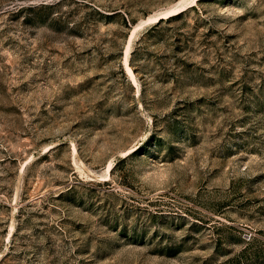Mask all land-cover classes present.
Returning <instances> with one entry per match:
<instances>
[{"label": "rangeland", "instance_id": "rangeland-1", "mask_svg": "<svg viewBox=\"0 0 264 264\" xmlns=\"http://www.w3.org/2000/svg\"><path fill=\"white\" fill-rule=\"evenodd\" d=\"M175 1L0 0V264H264V0L145 23L137 85Z\"/></svg>", "mask_w": 264, "mask_h": 264}, {"label": "bare ground", "instance_id": "bare-ground-1", "mask_svg": "<svg viewBox=\"0 0 264 264\" xmlns=\"http://www.w3.org/2000/svg\"><path fill=\"white\" fill-rule=\"evenodd\" d=\"M194 3H196V0H176L171 6H169L168 8L159 11L157 13L151 14L149 16H147L145 19H140L139 21H137L136 23L132 24L130 31L128 33L127 36V40H126V44L124 47V51H123V62H124V67H125V71L127 72V74L133 79V81L138 85L134 73L131 69V67L128 64V57L131 51V46H132V42L133 39L135 38L138 30L147 22H158L163 18H169L172 15L178 14L181 11L186 10L188 7H190L191 5H193ZM72 151L74 154L77 155L76 152V148L73 145L72 147ZM113 164L110 162L108 163L107 167H106V172L107 174L109 173L110 169L112 168ZM23 171V168H21L20 170V175ZM19 188H20V179L16 185V191H15V195L16 197L18 196L19 193ZM15 230V222L14 220L11 221L10 223V227H9V235H12V233Z\"/></svg>", "mask_w": 264, "mask_h": 264}]
</instances>
